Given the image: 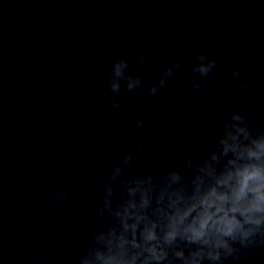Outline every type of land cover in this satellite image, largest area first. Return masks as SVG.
<instances>
[{"label": "clouds", "instance_id": "clouds-1", "mask_svg": "<svg viewBox=\"0 0 264 264\" xmlns=\"http://www.w3.org/2000/svg\"><path fill=\"white\" fill-rule=\"evenodd\" d=\"M86 11V9H81ZM74 21L76 17L73 18ZM74 27L79 24L74 22ZM169 45H165L167 52ZM171 58V54H169ZM197 61H204L207 57L203 53L196 55ZM152 63H158L155 58L149 57ZM148 59L145 54L139 57L142 67H147ZM247 59V58H246ZM249 63L254 61L249 59ZM218 66L216 59H211L205 65L200 63L193 67V72L205 78L215 75L214 69ZM129 67V61L124 56H117L111 61L107 69L110 79L107 91H103L100 79L96 75L85 77L84 64L80 62L78 71L73 73L76 87L73 95L82 100L90 111L98 115H111L134 121L138 129V139L133 140L128 149L123 153V159L115 164L109 174L108 180L103 185V208H110L111 197L114 191V182L121 175L125 165H131L135 153L138 151L147 161H151L152 155L146 151L145 139L159 142L161 137L154 131V123L146 122L145 118L137 116L135 110L129 107L127 96L117 99L121 93L120 81H125L126 93L135 94L136 90L143 86L140 76L126 75L125 70ZM182 67L179 61L168 65L159 73L158 82H153L148 88L144 101L151 107L159 104L163 93L170 88L169 81L176 78L177 70ZM241 69H234L232 76L238 79ZM155 75V74H154ZM194 91L199 92L201 85L194 79H190ZM89 84L96 85L95 90ZM240 89L247 87V83L238 85ZM205 94L208 89L205 87ZM237 99H243L240 92L236 93ZM57 107L63 109L64 105L57 101ZM247 115V113H245ZM233 120L243 121L240 114L232 116ZM250 122V121H249ZM203 127V126H202ZM250 139L247 126L240 124L225 123L218 133L219 144L222 145V155L233 153L234 158L229 159L222 173L217 175L215 167L211 163L200 168L202 173L212 178V182H206L204 176L197 175L192 181L194 190L186 194L181 188L169 190L170 186L163 187L158 194L157 202L167 199V209L156 208L154 211L165 221L162 225L157 221L150 220L144 212L151 204V181L150 173H142L150 187L140 189L145 180L136 178L137 188H129L128 191L134 195L140 189L139 203L135 199L127 200L119 204L111 214L119 219L121 231L109 228L107 232L98 231L95 235L97 243H102L106 251L96 248L89 249L79 257H73L76 264H173L169 256L172 249V257L180 260L181 264H203L205 260L213 264H239L254 249H264V136L259 139H251V144H246L240 139ZM119 139L118 133L111 131L107 133L98 149L87 154L81 162L71 168V183L80 184L83 174L89 178L96 174H102L110 162L113 154L120 155L116 146ZM216 153L212 154V161L218 160ZM63 171L55 163L46 170L45 177L54 173L62 175ZM172 183L180 179L175 171L168 173ZM38 203L45 212H51L49 205L66 207L72 203V195L65 183L53 180L47 188V196L37 190ZM103 211V209H101ZM129 220H134L129 223ZM144 227L139 231L140 239H137V231L140 223ZM160 227L163 235H159L157 228ZM183 243L187 248V255L183 250H176L175 246ZM239 245L236 247L235 245ZM195 245V247H191ZM37 245L29 242L21 254L6 261V264H48L46 253L37 254L32 249ZM60 264H69L67 258L61 257Z\"/></svg>", "mask_w": 264, "mask_h": 264}]
</instances>
